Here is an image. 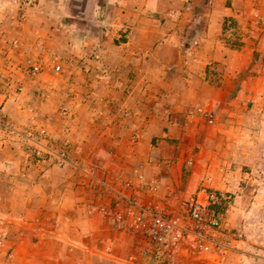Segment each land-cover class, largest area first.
Wrapping results in <instances>:
<instances>
[{
	"label": "crops",
	"instance_id": "crops-1",
	"mask_svg": "<svg viewBox=\"0 0 264 264\" xmlns=\"http://www.w3.org/2000/svg\"><path fill=\"white\" fill-rule=\"evenodd\" d=\"M4 1L2 73L23 86L7 113L44 124L109 190L73 167L0 150V264H140L136 251L152 249L124 227L118 195L180 218L189 200L223 187L240 137L255 141L249 102L263 99L264 0H38L39 11ZM195 105L212 110V125ZM190 247L187 236L176 253Z\"/></svg>",
	"mask_w": 264,
	"mask_h": 264
},
{
	"label": "built area",
	"instance_id": "built-area-1",
	"mask_svg": "<svg viewBox=\"0 0 264 264\" xmlns=\"http://www.w3.org/2000/svg\"><path fill=\"white\" fill-rule=\"evenodd\" d=\"M0 4L3 5V2ZM4 5L17 10H40L38 0H6ZM21 24L22 18L19 16L13 27L18 29ZM16 33L19 34L18 31ZM3 37L0 32V150L15 146L23 149L35 161L57 167H73L95 188L109 190L98 178L95 167L78 163L67 143L62 146L54 143L44 124H38L35 120L19 124L7 113L6 102L10 100L18 103L23 86L2 73V66L9 61ZM49 55L52 59L51 69L61 72L57 56L53 52H49ZM40 71L39 61L36 60L27 66L25 75L32 80ZM46 96L43 94L41 97ZM191 113L199 115L207 125L214 123V114L209 107L195 105ZM118 197L128 207V219L124 227L132 233H142L152 249L149 253L145 252L146 264H164L187 236L196 251L213 255L235 249L242 237L240 229L231 228L228 220L218 211V197L214 192L206 193L203 200H189L180 218L168 217L160 210L140 204L136 198Z\"/></svg>",
	"mask_w": 264,
	"mask_h": 264
},
{
	"label": "rangeland",
	"instance_id": "rangeland-1",
	"mask_svg": "<svg viewBox=\"0 0 264 264\" xmlns=\"http://www.w3.org/2000/svg\"><path fill=\"white\" fill-rule=\"evenodd\" d=\"M262 96L259 105L249 102L253 107L250 126L258 132L255 141L249 143L248 137L241 136L236 150L223 165V187L206 190L217 195L218 211L231 228L240 229L241 239L235 249L216 254L214 259L209 256L213 254L199 253L190 247L186 255L176 251L164 264H264V109L258 111L259 107H264V91ZM261 128L262 135L259 134ZM145 252L136 251L140 264L146 263Z\"/></svg>",
	"mask_w": 264,
	"mask_h": 264
}]
</instances>
